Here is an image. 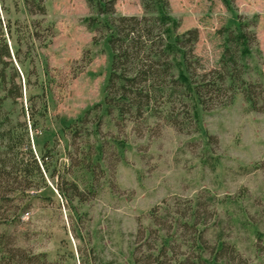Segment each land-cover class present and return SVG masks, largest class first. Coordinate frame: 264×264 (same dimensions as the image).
<instances>
[{"label": "rangeland", "instance_id": "1", "mask_svg": "<svg viewBox=\"0 0 264 264\" xmlns=\"http://www.w3.org/2000/svg\"><path fill=\"white\" fill-rule=\"evenodd\" d=\"M169 1L178 32L199 29L202 73L220 80L240 71L227 64L218 30L236 26L237 15L250 21L257 43L243 75L264 83V0H234L230 9L221 0ZM45 6L39 16L27 12L24 0H0L2 26L9 19L13 33V39L5 35L9 55L0 46V164L12 161L8 132L29 124L30 100L35 108L45 104L36 132L30 129L31 144L38 151L46 141L53 151L51 168L57 165L87 199L60 195L47 173V185L39 189L3 194L0 188V235L7 244L44 252L45 264H134L137 231L150 225L154 205L175 195H212L209 207L221 218L226 238L252 264H264V112L249 110L237 94L224 107L196 105L197 123L187 118L178 130L169 122L174 100L150 57L152 39L140 0H116L123 33L115 43L107 91L112 50L89 26L95 14L87 0H45ZM34 20H41L42 31L28 38L26 24ZM174 35L171 24L170 42ZM93 107L101 118L97 133L76 140L62 133Z\"/></svg>", "mask_w": 264, "mask_h": 264}, {"label": "trees", "instance_id": "2", "mask_svg": "<svg viewBox=\"0 0 264 264\" xmlns=\"http://www.w3.org/2000/svg\"><path fill=\"white\" fill-rule=\"evenodd\" d=\"M221 1L230 9L234 0ZM140 2L145 13L143 26L152 39L150 57L164 72L168 95L174 100L169 116V122L173 126L178 130L183 129L188 123L185 120L187 118L197 123L194 112L196 105L203 110L224 107L231 104L237 94L242 96L249 110L264 112V83L243 75L249 70L246 58L251 54L252 45L257 43L250 21L237 15L236 26L230 27L225 24L218 30L222 36L227 64L240 71V74L220 80L202 73L203 59L196 53L200 36L197 27H189L178 32L179 21H174L169 16V0ZM87 3L95 14L90 18L89 26H93L95 31H99L101 36L106 38L112 50L107 91L116 67L115 43L121 39L123 26L115 9L116 0H87ZM24 6L30 14L39 16L46 14L45 0H24ZM171 24L175 32L172 42L168 36ZM52 26L50 23L45 29L51 30ZM26 27L25 35L28 38H38L42 31L41 20H34L31 25L26 24ZM5 35L13 39L9 19L4 27L0 20V46L4 47L8 54ZM15 41L19 43L20 38L17 36ZM44 42L46 45L49 41ZM14 51L18 57V44ZM104 103L106 107L104 111L109 114L107 96ZM28 107L29 124L23 122L11 127L8 132L13 153L11 162L0 164V188L3 194L45 187L47 173L51 179L55 178V188L60 195L67 199L86 200L85 191L80 189L75 181L62 176L57 165L51 168L53 151L46 141L38 145V151L33 148L30 129L36 132L38 115H44L46 110L45 104L35 108V103L31 100ZM94 107L85 110L82 116L65 125L62 133L66 131L73 140L82 134L88 137L97 133L101 118L91 110ZM92 160L90 158V161ZM87 165V169L92 171V165L90 163ZM1 198H5L4 195H1ZM213 200L212 195L186 199L175 195L154 205L148 213L150 225L140 226L137 231L131 254L134 264H252L249 258L239 252L234 242L226 238L221 218L209 207ZM212 216L215 218L210 221L209 218ZM6 239L5 234L0 235V264H45L44 252L32 253L13 243L8 245Z\"/></svg>", "mask_w": 264, "mask_h": 264}]
</instances>
